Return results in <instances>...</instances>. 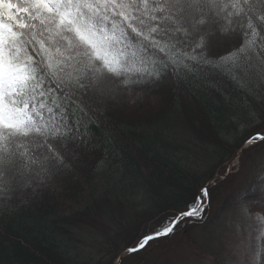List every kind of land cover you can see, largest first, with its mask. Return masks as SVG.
I'll return each instance as SVG.
<instances>
[{
  "label": "snow or ice",
  "instance_id": "snow-or-ice-1",
  "mask_svg": "<svg viewBox=\"0 0 264 264\" xmlns=\"http://www.w3.org/2000/svg\"><path fill=\"white\" fill-rule=\"evenodd\" d=\"M261 43L264 0H0V207L30 203L81 168L77 104L111 114L130 94L182 87L173 83L174 58L231 63ZM245 145V155L264 149V127ZM238 160L242 170L236 157L229 171ZM214 202L205 185L187 210L156 219L122 264L206 222ZM249 211L264 221V212ZM233 259L264 264V252L244 248Z\"/></svg>",
  "mask_w": 264,
  "mask_h": 264
},
{
  "label": "trees",
  "instance_id": "trees-1",
  "mask_svg": "<svg viewBox=\"0 0 264 264\" xmlns=\"http://www.w3.org/2000/svg\"><path fill=\"white\" fill-rule=\"evenodd\" d=\"M261 49L264 43L231 63L174 58L173 83L182 87L130 94L111 114L81 105L94 113L88 125L76 123L86 160L32 202L0 207V264H117L133 242L156 230V219L187 210L208 185L215 189L208 220L179 232L202 254L200 230L243 203L256 211L264 206V163L242 177L264 153L244 154L249 135L264 127ZM236 157L242 170L228 175ZM68 201L79 208L67 213ZM172 238L155 241L128 264H146Z\"/></svg>",
  "mask_w": 264,
  "mask_h": 264
},
{
  "label": "rangeland",
  "instance_id": "rangeland-1",
  "mask_svg": "<svg viewBox=\"0 0 264 264\" xmlns=\"http://www.w3.org/2000/svg\"><path fill=\"white\" fill-rule=\"evenodd\" d=\"M73 114L77 117V123L85 126L94 116L92 110L80 104L73 109ZM258 163H264V153L243 171L244 180L259 172L261 168ZM236 169H241L240 160L237 161ZM77 208L79 204L68 201L66 212L72 213ZM249 210V204L243 203L200 230L196 240L202 254L192 247L184 234H178L164 248L152 254L146 264H240L233 257L241 253L242 249L248 248L254 254L264 252V221L258 220ZM257 212H264V206L258 208ZM120 262L119 259L117 264Z\"/></svg>",
  "mask_w": 264,
  "mask_h": 264
},
{
  "label": "water",
  "instance_id": "water-1",
  "mask_svg": "<svg viewBox=\"0 0 264 264\" xmlns=\"http://www.w3.org/2000/svg\"><path fill=\"white\" fill-rule=\"evenodd\" d=\"M124 256V255H123Z\"/></svg>",
  "mask_w": 264,
  "mask_h": 264
}]
</instances>
